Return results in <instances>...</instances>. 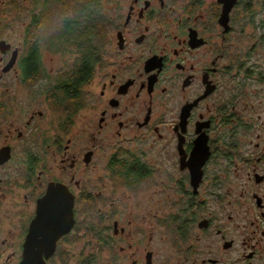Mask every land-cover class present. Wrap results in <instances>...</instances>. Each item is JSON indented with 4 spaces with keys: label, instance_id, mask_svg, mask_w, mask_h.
Wrapping results in <instances>:
<instances>
[{
    "label": "flooded vegetation",
    "instance_id": "1",
    "mask_svg": "<svg viewBox=\"0 0 264 264\" xmlns=\"http://www.w3.org/2000/svg\"><path fill=\"white\" fill-rule=\"evenodd\" d=\"M61 1L0 0L3 264L47 194L75 218L47 264L82 225L99 264H264V0H109L75 99Z\"/></svg>",
    "mask_w": 264,
    "mask_h": 264
},
{
    "label": "trees",
    "instance_id": "2",
    "mask_svg": "<svg viewBox=\"0 0 264 264\" xmlns=\"http://www.w3.org/2000/svg\"><path fill=\"white\" fill-rule=\"evenodd\" d=\"M61 4L62 6L52 5L44 13L47 20L50 16L54 19L55 14L59 12L65 15L62 18L64 21H61L62 25L56 27L55 36L59 38L56 45H70L72 51L79 54L71 76L75 99L78 87L90 73L100 53L111 18L109 12L104 10L101 0H62ZM93 262L94 259L89 256L81 264Z\"/></svg>",
    "mask_w": 264,
    "mask_h": 264
},
{
    "label": "water",
    "instance_id": "3",
    "mask_svg": "<svg viewBox=\"0 0 264 264\" xmlns=\"http://www.w3.org/2000/svg\"><path fill=\"white\" fill-rule=\"evenodd\" d=\"M73 205L72 196L60 199L47 194L40 200L19 264H47L46 260L54 253L56 240L75 224Z\"/></svg>",
    "mask_w": 264,
    "mask_h": 264
},
{
    "label": "rangeland",
    "instance_id": "4",
    "mask_svg": "<svg viewBox=\"0 0 264 264\" xmlns=\"http://www.w3.org/2000/svg\"><path fill=\"white\" fill-rule=\"evenodd\" d=\"M108 1L109 0H101V3L104 7V10L105 11H108V10H111V4H108ZM112 11V10H111ZM18 10L15 12V11H12L11 15L12 16H9L10 18H14L15 16L18 17ZM111 15V14H110ZM65 15L61 12L59 13H56L55 16H54V19L56 20H60L64 17ZM8 17V18H9ZM111 17V16H109ZM18 19L16 20V24L14 25V27H12L11 29H9L10 31H13L14 33H18V30H19V23H18ZM111 28L108 27L106 33H105V37H106V34H108L109 30ZM71 54H67L68 57H65L67 60H69V62L71 64H73V62L75 61V59L78 58L77 56V53L73 52L71 50ZM58 62H60L59 60H57ZM29 216V215H27ZM81 224H82V221H81ZM83 237H85L83 239ZM94 246V241H93V238H91L89 236V234L87 235L86 234V231H85V228L82 226H78L74 233H73V236H72V243H67V245L65 246H62V248L64 249H68V251H65V252H62L63 254V257L62 255H59L58 257H56L54 259V264H81L82 261H84L86 259V257H92L94 259L95 262H93V264H99V262L97 261V254L98 252H96V249L93 247ZM5 254H9V253H6ZM6 255H3V258L6 257ZM62 257V260H60ZM5 259L1 260L0 259V264H3V261Z\"/></svg>",
    "mask_w": 264,
    "mask_h": 264
}]
</instances>
